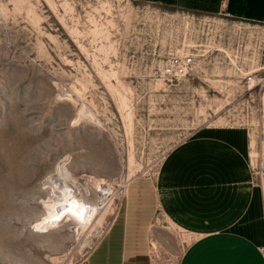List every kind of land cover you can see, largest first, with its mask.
I'll use <instances>...</instances> for the list:
<instances>
[{
	"label": "rangeland",
	"instance_id": "374dc122",
	"mask_svg": "<svg viewBox=\"0 0 264 264\" xmlns=\"http://www.w3.org/2000/svg\"><path fill=\"white\" fill-rule=\"evenodd\" d=\"M224 4L0 0V264H87L132 180L155 175L199 130L246 115L236 72L216 65L170 84L142 54L153 12L225 10L260 33L264 56V19L236 17ZM63 180L98 210L86 226L66 215L36 230ZM162 238L154 264H179L189 240L171 228Z\"/></svg>",
	"mask_w": 264,
	"mask_h": 264
},
{
	"label": "crops",
	"instance_id": "0c3cea01",
	"mask_svg": "<svg viewBox=\"0 0 264 264\" xmlns=\"http://www.w3.org/2000/svg\"><path fill=\"white\" fill-rule=\"evenodd\" d=\"M236 17L264 19V0H225ZM244 129L207 127L137 177L87 264H154L164 230L189 240L179 264H264V174L252 173ZM167 225L169 227H166Z\"/></svg>",
	"mask_w": 264,
	"mask_h": 264
},
{
	"label": "built area",
	"instance_id": "2783aa9c",
	"mask_svg": "<svg viewBox=\"0 0 264 264\" xmlns=\"http://www.w3.org/2000/svg\"><path fill=\"white\" fill-rule=\"evenodd\" d=\"M151 16L155 27L144 37L142 46L146 50L142 48V54L153 57L152 69L159 81L175 84L183 78H198L200 71L216 65L238 74L236 80L245 88L241 97L246 104V115L240 121L233 120L229 128L247 132L250 169L261 177L264 174V56L260 33L247 30L242 21L233 22L234 17L225 10L218 15L156 11ZM260 252L264 258V246Z\"/></svg>",
	"mask_w": 264,
	"mask_h": 264
},
{
	"label": "bare ground",
	"instance_id": "6f19581e",
	"mask_svg": "<svg viewBox=\"0 0 264 264\" xmlns=\"http://www.w3.org/2000/svg\"><path fill=\"white\" fill-rule=\"evenodd\" d=\"M122 102L124 112L128 110L127 115H125L130 118L132 112L128 108L126 101ZM97 194L99 195L100 201H103L104 197H102V195L105 197L108 196V194L103 191V187L98 188ZM82 195L79 184L77 186L67 180L58 182L52 195L49 197L48 201H46L47 203H45L48 211L47 217L39 222L36 226V230L47 232L55 226L56 221H58L60 217L70 215V213L75 214L82 225L86 226L90 224L98 208L96 205L82 199ZM154 247L155 250L158 249L156 243H154Z\"/></svg>",
	"mask_w": 264,
	"mask_h": 264
}]
</instances>
